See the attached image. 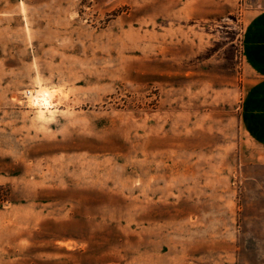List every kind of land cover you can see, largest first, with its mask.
Here are the masks:
<instances>
[{
    "label": "rangeland",
    "instance_id": "374dc122",
    "mask_svg": "<svg viewBox=\"0 0 264 264\" xmlns=\"http://www.w3.org/2000/svg\"><path fill=\"white\" fill-rule=\"evenodd\" d=\"M169 4L0 0V228L37 264H192L208 234L263 240L246 223L263 193L241 186L264 172L239 161L249 17ZM40 86L50 108L28 100Z\"/></svg>",
    "mask_w": 264,
    "mask_h": 264
},
{
    "label": "crops",
    "instance_id": "0c3cea01",
    "mask_svg": "<svg viewBox=\"0 0 264 264\" xmlns=\"http://www.w3.org/2000/svg\"><path fill=\"white\" fill-rule=\"evenodd\" d=\"M170 7L192 9L193 15H201L200 11H207V5L220 2L227 3V10L244 13L249 18L244 27L242 35L243 58L246 65L254 73L255 79L249 85L242 100L240 112L241 137L239 144V161L247 179H262L264 172V0H167ZM206 7V8H205ZM198 11V12H197ZM209 11V10H208ZM254 189L263 195H258V200L264 202V185L252 187L241 186V190L252 193ZM244 221V220H243ZM264 224V218L248 219L246 223ZM245 223V221H244ZM1 224V223H0ZM0 228V264H37L35 262V244L31 238H26L24 230L18 229L16 239L10 245L9 235ZM205 243H194L192 251L206 259L192 261V264H240L238 258L242 257H264V238L255 242L248 236L235 235L222 231L216 236L207 235ZM25 239L30 240L25 244ZM74 237L71 236L70 240ZM202 245V246H200ZM33 250L29 257L28 252ZM84 253L83 251H81ZM185 253V250H183ZM198 252V253H197ZM99 259L101 257H98ZM185 255L180 257H170L169 252L164 256L163 264H188ZM113 258L108 262L115 263ZM137 263V261H135ZM82 264H95V262L85 261ZM129 264H132L129 261ZM146 264H157L149 260Z\"/></svg>",
    "mask_w": 264,
    "mask_h": 264
},
{
    "label": "bare ground",
    "instance_id": "6f19581e",
    "mask_svg": "<svg viewBox=\"0 0 264 264\" xmlns=\"http://www.w3.org/2000/svg\"><path fill=\"white\" fill-rule=\"evenodd\" d=\"M32 89L33 90L28 91L29 93L28 100H30L31 104L36 105L40 108H50L53 105V103H56L54 102L55 92L52 89L42 87V86L38 88H32Z\"/></svg>",
    "mask_w": 264,
    "mask_h": 264
}]
</instances>
